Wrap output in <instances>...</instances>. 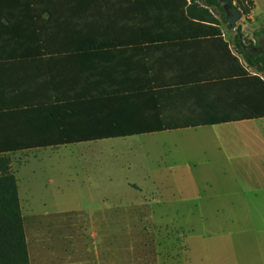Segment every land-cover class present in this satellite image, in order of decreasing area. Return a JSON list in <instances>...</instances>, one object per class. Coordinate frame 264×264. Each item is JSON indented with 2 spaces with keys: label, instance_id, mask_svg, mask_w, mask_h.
<instances>
[{
  "label": "crops",
  "instance_id": "0c3cea01",
  "mask_svg": "<svg viewBox=\"0 0 264 264\" xmlns=\"http://www.w3.org/2000/svg\"><path fill=\"white\" fill-rule=\"evenodd\" d=\"M193 1L0 0V151L10 153L12 171L14 153L75 145L108 162L80 174L97 183L263 167L264 128L255 122L264 116H238L236 32L201 20ZM252 1L248 23H237L243 36L264 23V0ZM158 125L166 127L148 130ZM49 137L102 138L25 146ZM22 218L29 264L143 263L111 257L99 246L108 244L104 226L93 224L63 237L43 225L34 256ZM73 237L93 240L89 254L78 256L69 241L61 256L60 241Z\"/></svg>",
  "mask_w": 264,
  "mask_h": 264
},
{
  "label": "rangeland",
  "instance_id": "374dc122",
  "mask_svg": "<svg viewBox=\"0 0 264 264\" xmlns=\"http://www.w3.org/2000/svg\"><path fill=\"white\" fill-rule=\"evenodd\" d=\"M240 22L248 19L242 14ZM249 27L246 42L264 23ZM263 42L264 33L257 46ZM255 126L264 128V119ZM92 148L75 145L73 151L67 147L12 156L34 256L43 225H56L63 237L68 228L74 235L76 225L93 224L104 226L108 244L99 246H108L115 258L140 255L142 264H264V166L204 169V174L182 168L184 174L142 183L125 184L118 177L97 183L80 175L108 164L96 160L102 153ZM112 170L118 174L120 169ZM69 241L78 256L89 254L93 245L89 237L62 239V257Z\"/></svg>",
  "mask_w": 264,
  "mask_h": 264
},
{
  "label": "trees",
  "instance_id": "16d2710c",
  "mask_svg": "<svg viewBox=\"0 0 264 264\" xmlns=\"http://www.w3.org/2000/svg\"><path fill=\"white\" fill-rule=\"evenodd\" d=\"M193 1V0H192ZM203 6H197L203 14L197 15L201 20L212 23H226L222 5L218 0H200ZM231 5L239 8L244 16L248 15L252 6V0H232ZM212 8L218 14L214 17L208 8ZM227 27H229L227 25ZM230 28V27H229ZM215 30H218L217 28ZM264 33V27L252 32L253 38ZM252 41H247L242 32L235 33L233 37V49L238 57L230 54L239 67L238 79V108L239 117L256 118L264 116V52L250 53ZM239 58V59H238ZM242 60L241 65L239 60ZM250 70V71H248ZM221 119L207 120V123L220 122ZM166 127V126H165ZM158 125L154 129L165 128ZM102 137H60L46 138L40 142H30L25 146H37L38 144H57L55 142H72L73 139L88 140ZM0 264H29L23 218L17 192L16 177L11 169L10 153L0 151Z\"/></svg>",
  "mask_w": 264,
  "mask_h": 264
},
{
  "label": "water",
  "instance_id": "95a60500",
  "mask_svg": "<svg viewBox=\"0 0 264 264\" xmlns=\"http://www.w3.org/2000/svg\"><path fill=\"white\" fill-rule=\"evenodd\" d=\"M225 14V20L229 27H231L236 33L240 32V27L237 21L241 18L242 12L239 8L231 5L232 0H218Z\"/></svg>",
  "mask_w": 264,
  "mask_h": 264
},
{
  "label": "flooded vegetation",
  "instance_id": "af4514ba",
  "mask_svg": "<svg viewBox=\"0 0 264 264\" xmlns=\"http://www.w3.org/2000/svg\"><path fill=\"white\" fill-rule=\"evenodd\" d=\"M259 42V36H257L255 39H252V44L251 47L249 48L250 53H259V52H264V42L261 43L260 46H257V43Z\"/></svg>",
  "mask_w": 264,
  "mask_h": 264
}]
</instances>
